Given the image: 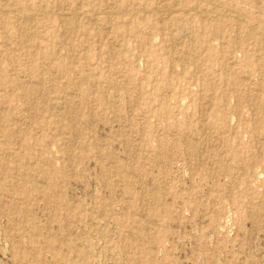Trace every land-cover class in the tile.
<instances>
[{"label": "rangeland", "instance_id": "rangeland-1", "mask_svg": "<svg viewBox=\"0 0 264 264\" xmlns=\"http://www.w3.org/2000/svg\"><path fill=\"white\" fill-rule=\"evenodd\" d=\"M0 264H264V0H0Z\"/></svg>", "mask_w": 264, "mask_h": 264}, {"label": "bare ground", "instance_id": "bare-ground-1", "mask_svg": "<svg viewBox=\"0 0 264 264\" xmlns=\"http://www.w3.org/2000/svg\"><path fill=\"white\" fill-rule=\"evenodd\" d=\"M208 1V0H207ZM60 4V3H59ZM58 4V5H59ZM178 4V3H177ZM31 6V5H30ZM32 7V6H31ZM228 7V6H227ZM21 8V7H20ZM174 8V7H173ZM228 8H230V7H228ZM5 9V8H4ZM8 9V8H7ZM138 9V8H137ZM147 9V8H146ZM151 9V8H150ZM180 9V8H179ZM188 9V8H187ZM201 9V8H200ZM232 9V8H231ZM128 10V9H127ZM148 10H149V8H148ZM153 10V9H152ZM151 10V11H152ZM156 10V9H155ZM192 10V12L194 11V9H191ZM196 10V9H195ZM197 10H198V8H197ZM214 10V9H213ZM29 11H31V10H29ZM47 11V10H46ZM76 11V10H75ZM131 11V10H130ZM171 11H173L172 9H171ZM187 11V10H186ZM215 11V10H214ZM236 11V10H235ZM239 10H237L236 12H238ZM198 12H199V10H198ZM222 12V11H221ZM220 12V13H221ZM31 13V12H30ZM81 13V12H80ZM173 13V12H172ZM177 13V12H176ZM194 13V12H193ZM208 13V12H207ZM213 13V12H212ZM222 13H225V12H222ZM227 13V15H229L228 14V12H226ZM232 13V12H231ZM244 13V12H243ZM170 14V13H169ZM188 14V13H187ZM199 14V13H198ZM204 14V13H203ZM233 14V13H232ZM245 14V13H244ZM234 15H236L235 13H234ZM242 15V14H241ZM246 15V14H245ZM31 16V15H30ZM32 16H34V15H32ZM206 16V15H205ZM212 16V15H211ZM237 16V15H236ZM239 16V15H238ZM207 17V16H206ZM240 17V16H239ZM239 17H237V18H239ZM203 18V17H202ZM245 18V17H244ZM254 18H256V17H254ZM27 19V18H26ZM204 19V18H203ZM28 20V19H27ZM205 21V20H204ZM238 22H240V21H238ZM37 23V22H36ZM32 25V24H31ZM239 25H241V24H239ZM239 25H238V27H239ZM177 29V28H176ZM240 29V28H239ZM173 40V39H172ZM177 40V39H176ZM38 43V42H37ZM36 44V43H35Z\"/></svg>", "mask_w": 264, "mask_h": 264}]
</instances>
